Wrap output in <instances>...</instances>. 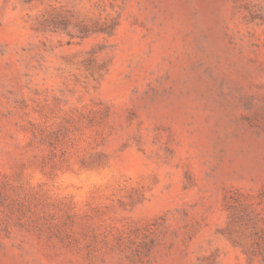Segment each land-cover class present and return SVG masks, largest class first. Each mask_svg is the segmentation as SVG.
<instances>
[{"label": "rangeland", "instance_id": "obj_1", "mask_svg": "<svg viewBox=\"0 0 264 264\" xmlns=\"http://www.w3.org/2000/svg\"><path fill=\"white\" fill-rule=\"evenodd\" d=\"M0 264H264V0H0Z\"/></svg>", "mask_w": 264, "mask_h": 264}]
</instances>
